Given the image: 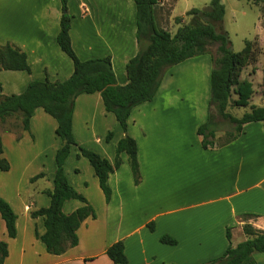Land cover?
<instances>
[{
	"label": "crops",
	"instance_id": "0c3cea01",
	"mask_svg": "<svg viewBox=\"0 0 264 264\" xmlns=\"http://www.w3.org/2000/svg\"><path fill=\"white\" fill-rule=\"evenodd\" d=\"M66 6L70 42L78 58L109 56L116 82L126 84V61L138 52L134 0H66ZM61 15L60 0H0V44L8 42L23 51L30 67V72L0 70V95L19 94L32 80L63 81L72 74V60L56 42ZM211 66L206 54L172 66L154 97L131 110L127 134L136 141L140 182H133L122 153L120 166L108 176L109 202L88 160L77 146L71 147L64 173L95 217L80 224L77 245L58 255L46 251L37 237L45 231L43 219L32 216L50 203L47 191L53 188L60 145L57 121L38 107L28 130L22 129L19 113L0 122L2 157L9 164L8 170H0V197L16 214L12 238L0 215V241L8 250L3 264H115L105 249L118 240L127 258L122 264H202L222 255L229 244L245 240L244 224L264 231V122L245 123L232 141L203 148L197 128L207 117L210 83L201 98L193 100L173 83L174 72L196 68L207 83ZM262 104L264 98L248 105ZM109 131L112 137L106 141ZM72 133L79 146L110 163L117 141L125 135L97 92L76 97ZM82 205L70 199L62 211L68 214ZM243 214L254 217L245 219ZM163 234L176 244L161 243ZM254 259V264H264V254Z\"/></svg>",
	"mask_w": 264,
	"mask_h": 264
},
{
	"label": "trees",
	"instance_id": "16d2710c",
	"mask_svg": "<svg viewBox=\"0 0 264 264\" xmlns=\"http://www.w3.org/2000/svg\"><path fill=\"white\" fill-rule=\"evenodd\" d=\"M62 15L56 42L60 49L72 60L73 72L63 81H30L19 94L0 95V122L7 117L20 114L23 130H28L30 117L36 108H42L57 121L56 135L60 145L55 153V173L53 188L47 191L50 203L45 208L32 212V216H41L45 231L37 237L44 243L50 254H61L78 243L77 229L87 217H95L93 207L87 199L76 191L68 182L64 173V162L72 146H77L94 170L98 184L106 203L111 197L108 176L121 164L122 153L126 154L133 182H140L137 160L136 141L127 134V119L131 110L146 101H150L162 80L165 72L184 60L209 54V46L216 44L215 55H210L212 68L209 75L210 98L207 117L198 126L197 134L201 136L203 148L223 145L235 139L242 125L248 122H264V104L251 106L250 110L240 117L227 111L230 104L234 107L249 104L254 93L250 80L238 79L239 54L232 51L226 33L216 32L211 20L218 21L224 15V6L220 0H211L212 12H203L196 8L189 10L190 20L171 34L163 27H156L155 6L159 0H134L136 7V37L138 52L126 61L127 83L116 82L109 56L81 60L74 52L70 37V16L67 13L66 0H60ZM168 15V11H167ZM178 21L180 20L177 18ZM24 70L30 72L26 54L10 43L0 44V70ZM262 85L264 89V65L262 69ZM99 93L107 112L114 114L117 123L125 135L115 145L114 162L110 163L97 152L79 146L72 133V113L75 99L82 93ZM216 116L228 120L233 130L222 141H217ZM112 137V131L106 134V141ZM9 164L2 157L0 139V170L6 171ZM40 173L32 178L41 177ZM76 199L83 203L71 213L65 214L62 205L65 201ZM0 215L4 220L10 238L16 235V214L3 198L0 197ZM252 214H243L242 218H252ZM152 231L154 224L148 223ZM247 238L236 245L229 244L222 255L202 264H254V253L264 254V232L253 228L250 224L242 226ZM226 237L230 240V229H226ZM161 243L174 245L176 240L169 235L159 237ZM7 243L0 241V264L7 256ZM106 256L115 264L127 261L124 243L118 240L105 249Z\"/></svg>",
	"mask_w": 264,
	"mask_h": 264
},
{
	"label": "rangeland",
	"instance_id": "374dc122",
	"mask_svg": "<svg viewBox=\"0 0 264 264\" xmlns=\"http://www.w3.org/2000/svg\"><path fill=\"white\" fill-rule=\"evenodd\" d=\"M220 2L224 6V15L222 19L218 21L210 19V22L216 32L227 34L231 50L239 54L238 79H247L252 82L254 97L249 102V105L256 104L260 102L261 98H264L262 85L264 0H220ZM194 8L203 12L213 11L211 0H159L154 8L156 27H163L171 34H174L178 27L188 23L191 16L186 13ZM203 8H210L211 10H203ZM177 18L180 20L178 21ZM215 51L216 44H212L209 46V54L206 55H215ZM173 78L174 84L182 86L181 95L190 100L198 98V95L200 97V92L203 93V90L209 84V82L206 83V80L205 82L203 81L204 72L197 68L196 70L184 69L180 72L176 71ZM249 105L246 107L232 106L229 112L239 117L249 111ZM216 121L217 141L222 142L227 137V134L233 130V125L228 120L217 116ZM261 254L263 253H254V258Z\"/></svg>",
	"mask_w": 264,
	"mask_h": 264
},
{
	"label": "water",
	"instance_id": "95a60500",
	"mask_svg": "<svg viewBox=\"0 0 264 264\" xmlns=\"http://www.w3.org/2000/svg\"><path fill=\"white\" fill-rule=\"evenodd\" d=\"M203 10H209L210 11L211 9L210 8H208V9L207 8H203Z\"/></svg>",
	"mask_w": 264,
	"mask_h": 264
}]
</instances>
